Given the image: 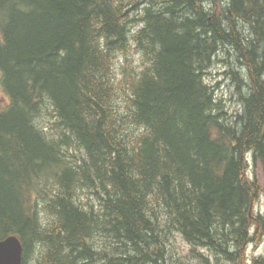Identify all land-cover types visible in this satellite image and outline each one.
<instances>
[{"label":"trees","instance_id":"16d2710c","mask_svg":"<svg viewBox=\"0 0 264 264\" xmlns=\"http://www.w3.org/2000/svg\"><path fill=\"white\" fill-rule=\"evenodd\" d=\"M0 72L23 264H264V0H0Z\"/></svg>","mask_w":264,"mask_h":264},{"label":"rangeland","instance_id":"374dc122","mask_svg":"<svg viewBox=\"0 0 264 264\" xmlns=\"http://www.w3.org/2000/svg\"><path fill=\"white\" fill-rule=\"evenodd\" d=\"M220 71H222V67H216L213 71L214 76L212 75V78L213 80L219 81L218 92L223 96L228 95V97H230L232 94L233 83L230 82V80H228L226 76L222 75V73H219ZM4 96L5 94L0 83V103H2L3 100L6 101ZM252 173H254V176L256 175V177L259 178V180L262 182L264 186V170L259 165L254 166L252 168ZM256 210L264 212V193L261 196V199L259 201L258 207H256ZM249 249H250L251 258H253L254 255H258V254L264 255V235L261 238V240H259L256 243H252Z\"/></svg>","mask_w":264,"mask_h":264},{"label":"water","instance_id":"95a60500","mask_svg":"<svg viewBox=\"0 0 264 264\" xmlns=\"http://www.w3.org/2000/svg\"><path fill=\"white\" fill-rule=\"evenodd\" d=\"M0 264H23V245L17 236L0 239Z\"/></svg>","mask_w":264,"mask_h":264},{"label":"bare ground","instance_id":"6f19581e","mask_svg":"<svg viewBox=\"0 0 264 264\" xmlns=\"http://www.w3.org/2000/svg\"><path fill=\"white\" fill-rule=\"evenodd\" d=\"M217 56V55H216ZM233 68V67H232Z\"/></svg>","mask_w":264,"mask_h":264}]
</instances>
